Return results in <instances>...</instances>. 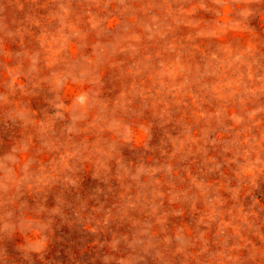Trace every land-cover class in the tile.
Wrapping results in <instances>:
<instances>
[{
    "label": "rangeland",
    "instance_id": "rangeland-1",
    "mask_svg": "<svg viewBox=\"0 0 264 264\" xmlns=\"http://www.w3.org/2000/svg\"><path fill=\"white\" fill-rule=\"evenodd\" d=\"M0 264H264V0H0Z\"/></svg>",
    "mask_w": 264,
    "mask_h": 264
}]
</instances>
